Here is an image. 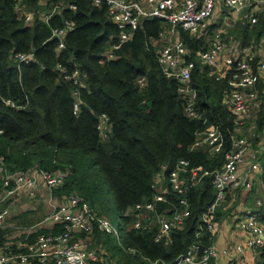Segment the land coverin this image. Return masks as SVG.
Instances as JSON below:
<instances>
[{
	"label": "trees",
	"instance_id": "trees-1",
	"mask_svg": "<svg viewBox=\"0 0 264 264\" xmlns=\"http://www.w3.org/2000/svg\"><path fill=\"white\" fill-rule=\"evenodd\" d=\"M22 2L25 10L33 12L30 22L20 16L15 0H0V156L5 157L7 169L37 166L65 170L67 175L55 194L79 193L97 214L104 216L109 212L112 195L121 215L119 235L96 226L91 243L99 252L104 249L105 257L116 258L121 264H152L145 256L161 259L159 264H164L195 242L209 244L211 232L201 230V226L202 215L216 195L211 176L191 187L190 215L160 241L155 240L156 223L147 229L135 228V215L126 214L129 208L151 198L154 177L163 166L168 174L180 159H188L197 169H216L225 164L224 151L231 147L234 132L233 114L223 102L229 74L221 79L207 76L196 56L207 44L181 31L192 51L187 58L197 61L192 85L198 90L197 104L203 116L192 118L186 113L187 99L179 91V78L166 73L158 61L163 29L160 18L143 17L133 35L112 49L121 31L109 15L107 4L95 5L94 0ZM71 3L76 4L75 9ZM57 5L60 7L46 21L45 15ZM65 19L74 21L75 28L65 35V47L60 48L52 31ZM239 27L236 35L243 42L253 35L260 39L264 35V12L256 24L239 23ZM31 50L35 58L29 63L14 58L16 52ZM59 62L70 71L79 68L85 85L79 87L66 79L56 68ZM143 76L145 83L141 84L139 78ZM75 88L81 99L78 113L74 111ZM259 89L264 91L263 82ZM3 98L15 100L20 107L7 104ZM257 112L258 124L253 127L257 133L264 132V105ZM102 113L109 116L107 137L98 128ZM208 127L219 129L225 142L223 151L213 153L205 145L195 146L198 133ZM260 159V179L264 182V150ZM167 196L172 202L159 204L158 211L169 208L170 214L178 198L171 189ZM31 212L11 220L24 225L42 218L31 216ZM223 214L220 207L211 220L216 224ZM15 229L0 227V250L9 244L16 246L9 242ZM31 232L27 238L22 235L27 233H21L16 240L32 241L36 234L48 233Z\"/></svg>",
	"mask_w": 264,
	"mask_h": 264
},
{
	"label": "built area",
	"instance_id": "built-area-1",
	"mask_svg": "<svg viewBox=\"0 0 264 264\" xmlns=\"http://www.w3.org/2000/svg\"><path fill=\"white\" fill-rule=\"evenodd\" d=\"M16 9L21 17L30 22L32 11L24 9L23 0H15ZM62 0L61 4H64ZM95 5L107 4L112 20L118 25L120 35L112 45L118 48L126 42L134 30L140 26L143 17H157L163 22L160 32L158 61L163 70L175 75L180 80L179 91L187 99L186 113L192 118H202L203 113L197 104L198 90L192 85L193 70L197 66L195 59L187 58L192 52L181 36L186 31L207 44L196 52L201 67H204L209 77L221 79L229 74L228 86L223 92V102L231 109L234 119V132L231 136V147L224 151L225 164L216 169H197L191 167L188 159H180L175 167L165 173L163 166L156 173L152 188L153 194L147 201L139 202L126 211L133 213L135 228L147 229L154 223L158 225L156 241L169 236L174 227H181L190 215L188 192L191 187L198 185L205 176H211L215 188V198L206 212L202 215L201 230L214 232L216 224L211 220L226 198L229 188L250 191L254 188L258 175L262 172L260 155L253 147V141L244 130L248 120L253 117L262 105L260 84L264 83V35L258 39L256 35L243 42L233 33L238 31L239 23L253 25L259 22V16L264 12V0H94ZM223 6V7H222ZM60 7L55 6L50 14L45 15L48 21L51 14ZM70 7L75 9L76 4ZM220 11V12H219ZM234 13L227 22L230 29L212 28L217 24L216 15L224 12ZM218 20V19H217ZM220 21V20H218ZM223 21L220 22L223 25ZM224 23V24H226ZM238 23V24H237ZM75 28L74 21L65 19L64 24L53 28L52 38L59 39V47H65V35ZM230 30V31H229ZM113 53L110 52L109 56ZM14 58L20 63H29L35 58L33 50L16 52ZM56 68L77 86H84V74L79 68L70 71L61 62ZM141 84L145 77L139 78ZM76 101L74 111L78 113L81 99L79 89L75 88ZM11 106L20 107L15 100L3 98ZM98 128L103 137L110 130L109 116L99 115ZM207 146L211 152H221L225 142L216 127H208L200 131L195 146ZM67 175L65 170H47L32 167L27 170L10 171L6 167L5 157L0 156V227L6 226V219L11 211V200H16L23 192L36 200L45 188L49 195L48 202L52 207L46 220L51 222L53 231L38 234L32 241H22L11 247L10 244L0 250V264H121L116 258L105 257L91 247L90 234L98 226L100 229L119 235L120 227L115 228L109 218L97 214L91 204L79 193H70L60 198L55 190L61 186ZM169 189L177 195L178 203L170 214L159 212L158 205L172 201L167 196ZM261 192L264 193V183ZM32 208H36L35 206ZM120 226V225H119ZM242 226L248 236V246L254 251V257L259 253L264 255V198L256 199V206L248 210L242 219ZM59 229H56V228ZM32 230V229H30ZM81 234H85L82 236ZM199 235V234H198ZM212 234H210L211 237ZM242 250V246L237 247ZM218 253L215 244L195 242L173 261L164 264H211ZM145 259L159 264L162 260ZM232 264H246L242 256L237 257Z\"/></svg>",
	"mask_w": 264,
	"mask_h": 264
},
{
	"label": "crops",
	"instance_id": "crops-1",
	"mask_svg": "<svg viewBox=\"0 0 264 264\" xmlns=\"http://www.w3.org/2000/svg\"><path fill=\"white\" fill-rule=\"evenodd\" d=\"M224 14L225 15L222 14L216 15V21L218 24L217 27H222L223 29L228 30L230 29L229 27L223 26L224 23H226V21L223 20L218 21L217 19L224 18L225 20H227L230 18L231 20H233L232 16L234 17L233 15L234 13L229 11L228 13L225 12ZM221 21H223V25H220ZM232 33L236 35L237 31L234 32L233 29L231 28L230 34ZM263 183L264 182L258 176V178L255 181L254 188L250 191H246L238 188H229L227 190L226 198L223 201V203L220 205V207L224 211L223 218L221 219V221L216 223V229L214 232L211 233L212 235L210 237L209 244H215L218 251L216 256L213 257L211 264H232L233 261L240 256L244 258L246 264H264V255L259 253L256 257H254V251L248 246V236L245 229L242 226V219L244 214L248 210L253 209L256 206V201L252 200L254 193H256L257 195L256 199L260 197L259 193L262 194L264 198V193L261 192ZM41 189L45 191L39 194L42 196L43 194L46 193V190L45 188H41ZM253 190H255V192H252ZM60 197L62 196H58V198ZM27 199L33 200L31 199V197L28 196L26 192H23L20 196L17 197L16 200L15 199L11 200L10 203L11 211L12 208H14L15 205L18 204L20 201ZM21 205L27 206V208L22 212L16 213V215L18 216L23 212L37 210L36 208L29 207V204L27 202L22 203ZM11 211L8 217V221L6 222L7 223L6 227L16 226L15 230H17L15 236L9 237V242H11V244L14 243L17 244L19 242H22V240L19 241L16 240L17 237L21 235V233H27V234H22L23 236L26 235L27 238V236L30 234L31 231L35 232L40 230H47L48 232H50L53 231L54 229L51 225V222L49 220H46V218H41L40 220L30 224L16 225L14 223V220H11V218L13 217ZM239 245L242 246V250H239L237 248Z\"/></svg>",
	"mask_w": 264,
	"mask_h": 264
},
{
	"label": "rangeland",
	"instance_id": "rangeland-1",
	"mask_svg": "<svg viewBox=\"0 0 264 264\" xmlns=\"http://www.w3.org/2000/svg\"><path fill=\"white\" fill-rule=\"evenodd\" d=\"M224 13H221V14L225 15ZM218 20H221V19H218ZM226 21L229 22L230 18L227 19ZM223 26H227V27L231 28L228 23L224 24ZM237 26L238 25H235V27H237ZM238 30H240V27ZM262 105H264V91H262ZM262 105H261L260 109L262 108ZM258 115H259V112H255L253 114V117L250 120H248L244 132L246 135H249V137L253 141V147H255V149L257 150V152L260 155L262 150H264V132L258 131V133H257L256 128L253 127V125L258 124L257 123ZM260 175H261V173L258 176L260 177ZM40 191L45 192L42 189H40ZM259 196L262 197V194L259 193ZM256 197H257V195H256V193H254L252 200L256 201ZM48 198H49V195L46 192L42 196L38 195V198L36 200H28L27 199V200L20 201L18 204L15 205L14 208H12V211H11L12 216L16 215V213H18V212L24 211L27 208V206H23L21 204L27 202L29 204V207L35 206L37 209V210H32L31 216H42V218H46V216L48 214H50V211L52 210V207L48 202ZM109 201H110V205H109V212L107 214V217L109 218V220L111 221L113 226L115 228H118V227H120L119 224H120V220H121V217H120L121 215H120V212L118 211V209L116 208V206L113 204L112 195L110 196ZM255 201H254V203H255ZM7 221H8V218L5 222H7ZM16 233H17V230H14L12 232V234L9 235V237L15 236ZM89 236H90V241L93 243V234H90ZM92 243H91V247L97 249L99 252V249L96 248L94 246V244H92ZM99 253H101V251ZM152 264H155V263L152 262Z\"/></svg>",
	"mask_w": 264,
	"mask_h": 264
}]
</instances>
